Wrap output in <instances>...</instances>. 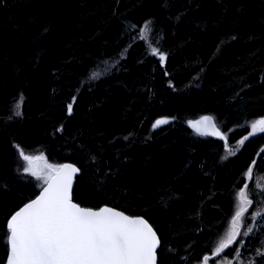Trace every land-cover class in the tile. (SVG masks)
<instances>
[{"label": "trees", "instance_id": "1", "mask_svg": "<svg viewBox=\"0 0 264 264\" xmlns=\"http://www.w3.org/2000/svg\"><path fill=\"white\" fill-rule=\"evenodd\" d=\"M207 114L227 141L191 129ZM262 117L264 0H0V264L10 216L63 162L74 201L152 224L157 264H264ZM245 185L240 235L214 255Z\"/></svg>", "mask_w": 264, "mask_h": 264}, {"label": "snow or ice", "instance_id": "2", "mask_svg": "<svg viewBox=\"0 0 264 264\" xmlns=\"http://www.w3.org/2000/svg\"><path fill=\"white\" fill-rule=\"evenodd\" d=\"M153 52L160 55L155 49ZM161 58L164 59L163 56ZM22 103L23 97L17 107ZM71 107L68 106L69 111ZM168 122L167 119L157 120L154 127ZM191 126L197 132L227 141V134L216 127L212 117L205 116ZM257 132H264V119L252 123L249 135ZM247 139L246 136L238 143L242 145ZM21 155L28 162L24 170L32 175L41 176L39 161H45V166L52 168L42 156L34 157L23 152ZM55 171L65 174L55 178L49 175L51 182L46 181L43 194L11 218L8 225L11 258L8 264H154L155 249L160 240L146 220L133 219L108 208L98 212L80 208L72 203L70 195L71 176L78 169L63 165ZM247 176L252 178L251 167ZM246 189L247 185L239 192V204L231 228L219 241L214 255L232 245L240 235L237 229L252 204ZM251 231L249 227L244 235ZM203 260L207 264L209 257Z\"/></svg>", "mask_w": 264, "mask_h": 264}, {"label": "water", "instance_id": "3", "mask_svg": "<svg viewBox=\"0 0 264 264\" xmlns=\"http://www.w3.org/2000/svg\"><path fill=\"white\" fill-rule=\"evenodd\" d=\"M205 116L212 117V116L209 115V114H207V115H203V116H201V117H198V118H196L195 120H193V121L191 122L190 127H191V129H192L194 132H196V133H198V134L214 136V135H211V134H202L201 132H197L196 129L193 128V127L191 126L193 122H195V121H197V120H200L201 118H203V117H205ZM212 118H213V117H212ZM160 119H167V120L169 121V118H167V117H161V118H159V119H157V120H160ZM261 119H264V117L260 118V120H261ZM157 120H156V121H157ZM156 121H155V122H156ZM213 122L215 123L216 127H217L222 133H225V132L222 130V128L219 127V126L217 125V123H216V121H215L214 118H213ZM154 125H155V123H154ZM164 125H166V124H163V125H160V126H158V127H154V128H159V127L164 126ZM207 131L210 133V132H211V129L208 128ZM215 137H219V136H215ZM219 138H221V137H219ZM223 140H224V139H223ZM63 165H71V166H74L75 168L78 169V171L75 172L74 174H72V176H71L70 195H71V201H72V203H74V204L78 205L80 208H83V209H86V210H91V211H96V212H98V211H100V210L103 209V208H108V209H111V210L116 211V212H121V213H123L125 216H128V217L133 218V219H136V218H142V219H144V220H146V221L148 222V224H149V225L152 227V229L156 232L157 237H158L159 240H160V237H159L157 231L155 230V228H154V227L152 226V224H151V223H150L145 217H143L142 215L130 214V213H128V212H125V211H123V210H121V209H119V208H117V207L111 206V205H102V206H100V207L94 208V207H89V206H83V205L77 203L76 201H74V200H73V187H74V184H75V181H76V177H77V175L80 173V169H79V167H78L77 165H75L74 163H71V162H63L60 166H63ZM60 166H59V167H60ZM59 167H58V168H59ZM56 169H57V168H56ZM64 174H65V173H57V171H55V169H54L53 174L51 175V177H54V178H55V177H57L58 175H59V176H63ZM47 181H48V182H51V181L49 180V178H48ZM46 187H47V183L45 182L44 185L41 187L39 193H38L36 196H34V197H33L32 199H30L29 201H27L25 204H23L19 209H17V210H16V211L10 216V218H9V220H8V225H9V223L11 222V218H12V217H13L18 211L22 210L26 205H28V204L31 203L32 201L38 199V198L43 194V189L46 188ZM9 235H10V232H9ZM8 243H9V237H8ZM159 247H160V243H159V245L156 246V249H155V259H154V264H157V259H158L157 252H158ZM10 258H11V251H10V243H9V250H8V255H7V259H6V263H5V264H8V261H9Z\"/></svg>", "mask_w": 264, "mask_h": 264}, {"label": "rangeland", "instance_id": "4", "mask_svg": "<svg viewBox=\"0 0 264 264\" xmlns=\"http://www.w3.org/2000/svg\"><path fill=\"white\" fill-rule=\"evenodd\" d=\"M154 48H152L153 50ZM160 57L163 56L164 57V54L163 53H160L159 55ZM162 61H164V59L161 58ZM260 120V118L258 119ZM257 120V121H258ZM257 187L261 190H264V180H259L257 182ZM258 213L262 214L264 212V198L261 199L260 201H258ZM228 262H231V264H248V262L246 260L243 259V257L241 255H235L233 257H223V258H220L218 260V264H228Z\"/></svg>", "mask_w": 264, "mask_h": 264}]
</instances>
